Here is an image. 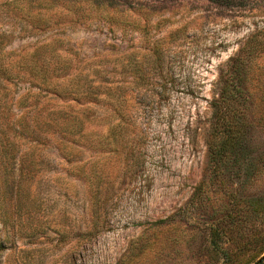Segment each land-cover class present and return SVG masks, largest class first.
<instances>
[{"label":"rangeland","instance_id":"374dc122","mask_svg":"<svg viewBox=\"0 0 264 264\" xmlns=\"http://www.w3.org/2000/svg\"><path fill=\"white\" fill-rule=\"evenodd\" d=\"M1 49L5 116L29 93L41 121L8 160L21 184L0 199V264L264 254V0H0ZM238 72L239 140L213 151Z\"/></svg>","mask_w":264,"mask_h":264},{"label":"trees","instance_id":"16d2710c","mask_svg":"<svg viewBox=\"0 0 264 264\" xmlns=\"http://www.w3.org/2000/svg\"><path fill=\"white\" fill-rule=\"evenodd\" d=\"M36 54L37 53L33 54L29 58H22L23 64L20 65L19 68L22 69L23 66H25L27 69L33 70V68H35L36 61H34V59ZM14 68L15 64L11 61L5 60L1 49L0 81L4 83H2L0 88V199H2L3 191L10 183L15 184L17 188L20 186L21 180L16 179L14 176H10L12 171L8 170L10 164L8 160L12 158V153H14V151H21L22 148L23 151H29L26 150L23 145L25 142H30L32 140L33 135L38 131L41 121L40 108H36L38 101H29V93L22 95L20 98V103L27 105V111L23 112L22 110L19 119L11 121L8 116H5V112L10 110L12 105V97H10V90L7 82L11 78ZM42 80L45 82V86L42 85L40 88L49 91V85L52 81L46 77L42 78ZM243 96L241 75L239 72L234 73L231 75L227 85L223 87L220 93V98L217 100L221 106L222 114L224 115L223 125L225 128L221 134L226 133L227 137L213 140V151H227L231 148L234 150L236 142L239 140V128L234 126H236L239 121L235 122L236 124H233V122L230 123L229 120H225V117L229 115L232 119L239 118L241 113L240 101ZM260 264H264V260Z\"/></svg>","mask_w":264,"mask_h":264},{"label":"water","instance_id":"95a60500","mask_svg":"<svg viewBox=\"0 0 264 264\" xmlns=\"http://www.w3.org/2000/svg\"><path fill=\"white\" fill-rule=\"evenodd\" d=\"M264 260V254H262L257 261L255 262V264H260L262 261Z\"/></svg>","mask_w":264,"mask_h":264}]
</instances>
